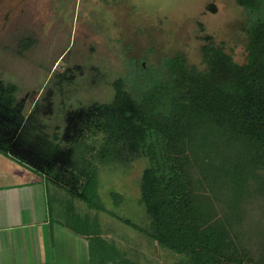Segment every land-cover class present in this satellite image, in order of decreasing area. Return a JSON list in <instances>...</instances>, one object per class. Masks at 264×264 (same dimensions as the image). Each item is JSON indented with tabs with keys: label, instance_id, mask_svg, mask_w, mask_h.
<instances>
[{
	"label": "trees",
	"instance_id": "16d2710c",
	"mask_svg": "<svg viewBox=\"0 0 264 264\" xmlns=\"http://www.w3.org/2000/svg\"><path fill=\"white\" fill-rule=\"evenodd\" d=\"M235 1L246 14L242 62L202 35L199 65L182 52L158 67L140 62L131 78L113 79L110 101L67 111L53 138L0 79V153L90 207L101 164L144 159L149 225L124 223L178 255L175 264H264V0ZM68 226L87 240L90 264L95 252L100 264H140Z\"/></svg>",
	"mask_w": 264,
	"mask_h": 264
},
{
	"label": "rangeland",
	"instance_id": "374dc122",
	"mask_svg": "<svg viewBox=\"0 0 264 264\" xmlns=\"http://www.w3.org/2000/svg\"><path fill=\"white\" fill-rule=\"evenodd\" d=\"M13 2L16 8L6 17L0 9V79L17 86L25 115L51 138L62 133L67 111L110 101L113 79L131 78L140 62L145 69L158 67L165 56L182 52L199 65L202 35L222 43L236 61L245 57L246 14L235 0ZM87 149L81 145L75 156ZM144 166L141 158L101 164L90 189L93 207L49 182L52 214L140 264H175L178 255L120 219L149 225L139 199ZM99 261L95 252L91 264Z\"/></svg>",
	"mask_w": 264,
	"mask_h": 264
},
{
	"label": "crops",
	"instance_id": "0c3cea01",
	"mask_svg": "<svg viewBox=\"0 0 264 264\" xmlns=\"http://www.w3.org/2000/svg\"><path fill=\"white\" fill-rule=\"evenodd\" d=\"M0 264H90L87 240L52 214L44 175L2 153Z\"/></svg>",
	"mask_w": 264,
	"mask_h": 264
},
{
	"label": "flooded vegetation",
	"instance_id": "af4514ba",
	"mask_svg": "<svg viewBox=\"0 0 264 264\" xmlns=\"http://www.w3.org/2000/svg\"><path fill=\"white\" fill-rule=\"evenodd\" d=\"M14 0H0V9L3 8L5 10V17L9 14L14 12V9L16 8L13 2Z\"/></svg>",
	"mask_w": 264,
	"mask_h": 264
}]
</instances>
